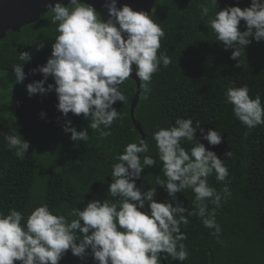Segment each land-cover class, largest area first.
<instances>
[{
	"label": "trees",
	"instance_id": "trees-1",
	"mask_svg": "<svg viewBox=\"0 0 264 264\" xmlns=\"http://www.w3.org/2000/svg\"><path fill=\"white\" fill-rule=\"evenodd\" d=\"M205 2L156 0L151 16L165 32L158 55L165 52L172 62L167 68L161 63L153 75L151 93L147 99L140 95L135 116L149 144L150 151L145 155L153 157L157 152L152 134L174 126L178 118H191L194 127L199 121L205 133L216 129L222 134L221 144L213 146L200 129L196 133L197 140L214 151L229 170L225 181H217L214 173L208 182L218 192L227 185L231 196L219 208L205 202L209 211L216 209L222 243L210 235L213 230L205 228L198 216H188L198 211L195 193L191 189L177 193L189 219L187 226L181 225L187 235L183 243L189 252L183 264H264V125L249 130L234 116L232 105L225 103L229 87L246 85L250 97L259 95L264 105V40L257 42L250 37L252 42L241 57L242 66L237 67L239 60L231 59L234 49L225 50L223 43L216 41L208 18L201 19L200 5ZM251 3L252 0H217V8H212L209 15L214 17L216 11L229 6L244 9ZM51 16L49 11L43 22L27 24L0 40V212L7 214L16 209L26 219L35 207L47 204L53 214L65 215L70 221L76 218L73 212L83 210L89 201L111 199L107 190L112 182V165L118 162L113 157L141 134L134 128L130 112L136 92L132 78L122 86L128 102L113 105L123 120L114 121L113 134L104 140L88 127L90 119L83 114L70 112L65 117L58 110L54 90L29 95L27 85L44 79L42 73L32 70L46 65L58 35ZM239 30H247L243 20ZM22 52H28L31 60L24 64L26 78L17 83L13 66L24 63L18 58ZM48 84H55L52 77L45 88ZM68 121L77 131L87 129L89 139L73 141L71 133L64 131ZM6 135L21 136L30 143L23 159L8 149ZM182 146L190 150L194 143L182 141ZM229 152L231 157L226 155ZM156 176L165 179L158 158L155 166L143 169L141 190L157 188L158 202L170 200L165 187L157 185ZM136 184L138 187V180ZM59 264L97 262L90 249L83 259L69 250ZM166 264L182 262L169 258Z\"/></svg>",
	"mask_w": 264,
	"mask_h": 264
},
{
	"label": "clouds",
	"instance_id": "clouds-1",
	"mask_svg": "<svg viewBox=\"0 0 264 264\" xmlns=\"http://www.w3.org/2000/svg\"><path fill=\"white\" fill-rule=\"evenodd\" d=\"M51 11V23L56 24L58 35L52 45L51 57L45 66L33 69L43 74L44 79L27 85L29 95L45 94L54 90L58 95V110L66 117L70 112L90 119L88 125L98 139L110 137L113 123L123 116L113 105L126 104L129 97L122 86L132 78L133 65L139 78L141 93L147 99L151 93L153 75L171 64V58L161 48L165 37L160 24L147 12L134 11L130 6L117 7V0L106 3L109 19L105 22L96 9L81 0H71L69 6L61 3L47 5ZM217 8V0H206L200 5L201 19L208 23L222 42L225 50L234 49L231 59L239 60L246 46L252 41L264 40V0H252L251 6L241 9L229 6ZM244 21L246 31H240ZM42 47V46H41ZM22 64H15L13 71L17 83L26 78L24 64L31 60L28 52L18 55ZM52 77L55 84L45 83ZM225 103L231 104L234 116L249 130L264 125V105L261 97L254 99L249 89L229 87ZM43 116V114H42ZM68 121L64 127L73 141H87V129L77 131ZM195 127L191 118H178L175 125L160 128L152 134L156 142L157 156L145 155L150 151L147 139L138 137L136 142L125 145L122 153L113 159L111 179L107 192L111 199L89 201L83 210H76V217L69 221L65 215L53 214L47 204L35 207L25 219L24 214L11 209L0 212V264H59L63 256L71 253L83 259L91 250L97 264H161V260L180 262L189 257L183 243L186 233L181 225L189 224L188 216H198L210 235L222 243L221 226L216 221V209L208 210L206 201L221 207L222 201L231 196L227 185L218 192L209 185L208 178L215 173L217 181L223 182L229 170L214 151L208 150L196 138L200 129L210 145L222 142V134L216 129ZM7 147L23 159L30 143L21 136L6 135ZM182 141L193 142L186 150ZM144 154L139 156L138 154ZM231 157V152L227 153ZM162 165V175L156 176L158 186L165 187L171 198L158 202L157 188L142 191L136 181L146 166ZM191 189L198 202V211L185 215L187 209L178 202L177 193ZM116 198V199H112ZM175 202V206H174ZM147 206V211H142ZM163 254V257L162 255Z\"/></svg>",
	"mask_w": 264,
	"mask_h": 264
},
{
	"label": "water",
	"instance_id": "water-1",
	"mask_svg": "<svg viewBox=\"0 0 264 264\" xmlns=\"http://www.w3.org/2000/svg\"><path fill=\"white\" fill-rule=\"evenodd\" d=\"M82 2L93 6L100 14L101 18L107 22L109 19L106 3L111 0H81ZM71 0H0V40L13 32L21 31V28L34 22H43L46 14L50 11L47 7L52 4L61 3L63 6L70 5ZM156 0H117V7L122 8L124 5L130 6L134 11L147 12L150 16ZM132 79L136 82V92L131 104L130 112L134 123L141 138L145 139V132L139 120L135 116V109L141 95L140 81L135 74V65H133ZM141 156V154H138ZM138 187L141 188V177L138 179ZM145 211V209H141ZM163 257V254H161ZM166 264V260L162 259Z\"/></svg>",
	"mask_w": 264,
	"mask_h": 264
},
{
	"label": "rangeland",
	"instance_id": "rangeland-1",
	"mask_svg": "<svg viewBox=\"0 0 264 264\" xmlns=\"http://www.w3.org/2000/svg\"><path fill=\"white\" fill-rule=\"evenodd\" d=\"M27 154H25V156H26Z\"/></svg>",
	"mask_w": 264,
	"mask_h": 264
}]
</instances>
